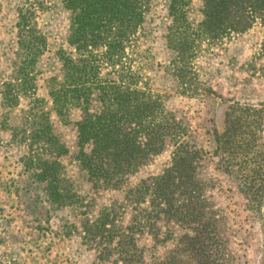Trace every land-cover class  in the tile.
<instances>
[{
    "label": "trees",
    "instance_id": "1",
    "mask_svg": "<svg viewBox=\"0 0 264 264\" xmlns=\"http://www.w3.org/2000/svg\"><path fill=\"white\" fill-rule=\"evenodd\" d=\"M63 3L70 14L68 49L56 53L61 68L46 88L62 124L73 123V111L82 114L74 123L75 160L92 190L122 196L92 220V204L63 174L60 159L68 149L37 97L39 62L48 43L38 27L37 2L25 0L16 8L17 48L1 92L8 114L0 124L12 130L19 118L11 113L26 105L24 130L12 137L26 145L25 165L45 186L47 201L58 209L85 211L82 240L100 263L145 264L150 257L151 264H234L226 216L209 195L213 184L205 176L204 152L187 119L168 107L167 96L146 77L139 41L154 0ZM190 3L170 0L163 33L169 53L164 72L174 93L189 99L214 95L206 61L226 53L229 42L256 26L262 32L259 50L243 63L234 57L230 70L234 86L264 78V0H202L197 23L189 18ZM213 139L216 170L235 184L259 225L257 264H264V102L230 101ZM167 151L171 161L161 173L132 183Z\"/></svg>",
    "mask_w": 264,
    "mask_h": 264
},
{
    "label": "rangeland",
    "instance_id": "2",
    "mask_svg": "<svg viewBox=\"0 0 264 264\" xmlns=\"http://www.w3.org/2000/svg\"><path fill=\"white\" fill-rule=\"evenodd\" d=\"M23 1L25 0H1L0 123L3 116L8 114L1 107V92L4 82L9 80L11 74L17 48L16 8ZM35 1L39 8L38 27L48 43L47 51L39 62L42 74L37 82V97L44 102L43 106L56 133L68 149V153L60 159L63 174L76 193L92 204L90 218L95 220L111 201L121 200L122 193H97L92 190L86 174L75 160L77 130L74 123L81 119L82 114L73 111V123L62 124L54 112L46 88L47 79L61 68L56 53L61 48L68 49L66 38L70 14L64 8L63 0ZM169 2L170 0H154L153 10L140 34L139 48L142 62L147 65L146 77L152 81V86L157 91L167 96L168 107L187 119L194 140L204 152L205 176L213 184L209 195L226 216L236 257L234 264H257L262 244L259 225L248 211L247 203L235 184L216 170L213 134L215 129L221 130L224 112L230 101L264 102V78L234 86L230 70L234 57L243 63L259 50L261 29L256 26L240 39L229 42L226 53L210 57L206 61V72L215 90L214 95L198 99L182 97L174 93L173 85L164 72L169 59L163 40L164 28L168 23ZM202 5V0H191L189 18L195 23L202 20ZM25 106L11 113L13 119L16 116L19 118V121L11 122L13 131H5L0 124V264H108L97 261L96 253L83 243L85 211L52 206L47 201L45 186L35 181L31 170H27L26 145H19L12 137L14 131L22 133L24 130L20 119L24 117L21 109ZM170 161L171 151L156 157L152 165L132 179V183L161 173ZM141 242L152 245L147 238H143ZM157 251L159 253L156 255L159 256L164 253L160 247ZM148 255H151L150 250ZM149 258L147 257L145 264H151Z\"/></svg>",
    "mask_w": 264,
    "mask_h": 264
}]
</instances>
